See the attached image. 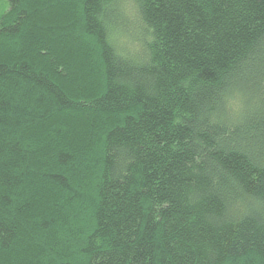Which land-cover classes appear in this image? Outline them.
I'll list each match as a JSON object with an SVG mask.
<instances>
[{
    "label": "trees",
    "instance_id": "obj_1",
    "mask_svg": "<svg viewBox=\"0 0 264 264\" xmlns=\"http://www.w3.org/2000/svg\"><path fill=\"white\" fill-rule=\"evenodd\" d=\"M0 264H264V0H8Z\"/></svg>",
    "mask_w": 264,
    "mask_h": 264
},
{
    "label": "rangeland",
    "instance_id": "obj_2",
    "mask_svg": "<svg viewBox=\"0 0 264 264\" xmlns=\"http://www.w3.org/2000/svg\"><path fill=\"white\" fill-rule=\"evenodd\" d=\"M8 0H0V16L7 8Z\"/></svg>",
    "mask_w": 264,
    "mask_h": 264
}]
</instances>
